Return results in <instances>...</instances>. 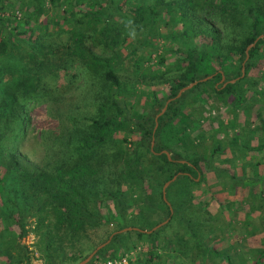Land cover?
Masks as SVG:
<instances>
[{"label":"trees","instance_id":"1","mask_svg":"<svg viewBox=\"0 0 264 264\" xmlns=\"http://www.w3.org/2000/svg\"><path fill=\"white\" fill-rule=\"evenodd\" d=\"M215 14L222 16L223 26L226 15L241 26L236 42L216 39L221 33L211 28ZM197 15L201 18L196 27L191 17ZM53 20L66 22L69 29L58 57L59 46L50 47L44 40L47 35H42ZM202 21L210 25L200 27ZM160 24L165 32L157 31ZM84 26L97 32L114 58V64L109 58L101 62L106 95L95 103L86 130H74L72 140L66 141L63 134L46 136L52 149L40 158L31 157L22 151L21 141L28 126H34L35 108L50 96L48 77L59 66L61 54L81 56ZM151 33L166 45L153 60L150 55L132 56V65L137 71H152L164 89L149 88L139 108L130 100L136 96L134 87L121 80L116 69L139 48L156 49ZM258 35L262 36L245 58L246 45ZM128 37L137 40L121 53ZM167 52L173 54L175 72L163 77L160 68L167 64ZM259 60H264V0H0V264H31L33 257L42 264H75L125 226L137 228L114 232L85 264H103L124 253H129L126 264H172L152 260L159 256L158 249L166 258L193 260L210 254L232 264L228 253L205 243L213 231H222L223 223L206 207L209 197L221 205L220 213L230 202L220 201L221 188L233 192L238 185L250 187L256 178H264L254 171L236 175L232 163L228 168L214 162L227 143L232 151L242 147L261 151L264 157V140L251 144L233 136L222 145L216 133L226 134V125L210 109H243L240 129H260L264 134V63ZM242 61L244 72L239 76ZM255 66L258 71H252ZM222 75L227 82L215 85ZM193 80L197 81L174 97ZM206 134L211 145L199 152ZM106 156L112 163L107 170ZM204 171L215 176L218 190L205 183ZM175 173L164 188L170 210L161 186ZM166 217L157 228L144 231ZM170 226L172 233L160 238ZM28 233L33 237L30 243L22 239ZM249 259V264H263L264 247Z\"/></svg>","mask_w":264,"mask_h":264},{"label":"rangeland","instance_id":"2","mask_svg":"<svg viewBox=\"0 0 264 264\" xmlns=\"http://www.w3.org/2000/svg\"><path fill=\"white\" fill-rule=\"evenodd\" d=\"M220 17L222 16H217L215 14L214 19L216 22L214 25L212 24L211 27L216 28V31H220L221 33V35H216V39L219 42H227L228 44L236 42V40L242 36L241 26L235 22L232 15L225 16V26H223V23L219 20ZM191 18L193 20L191 23L196 26L195 23L199 21L201 16L197 15V17L192 16ZM208 24L210 25L209 21H202L200 27H206ZM177 27H181V25L177 24ZM82 30L85 32V36L82 40L81 56L72 52H63L61 54L59 57V66H57L54 70L55 72L48 77V83L51 86L48 91L50 96L42 99V106L35 108V117H32V125L34 126L32 129L31 126H28V130H26L21 141L20 147L22 151H25L31 157L40 158L42 153H47V151L52 149L53 143L50 139L46 138V136L51 137L53 133L57 135L63 134V138H65L66 141L72 140L70 136L74 130H86L88 123L96 111L95 103H98L101 98L106 95L107 81L102 75L103 65H101V62H103L102 60L104 58H109L108 60L110 63L114 64V58L110 49L103 44L97 32L91 26H84ZM166 30L167 28L162 26V24H160L157 29L159 32H165ZM42 35H47L44 37V40L50 47L56 48L59 46V50L55 51L57 53L56 57H58L60 47H65V44L68 42V24L63 21L53 20V24L48 26V31L42 32ZM148 37L154 42L156 49H153L150 45L143 46L134 51L133 55L123 58L116 69L120 79L125 81L126 84H131V86L134 87L133 93H135L136 96H131L130 100L139 108L149 88L158 86L161 91L164 89V85H160L159 80L152 78V71L145 70V72H142L133 69L132 56L135 57L137 54H140V56L150 55V57H153V60L155 57L154 54L156 52L161 53L160 51L163 46L166 45L165 40L159 36H154V33L149 34ZM205 37H207L205 40L210 39L208 35L201 38L204 39ZM127 40V44H123L119 48L121 53H125L127 48L137 39L135 40L128 37ZM172 60L173 54L167 52L165 54V63L167 64H164L165 67L163 66L160 68L165 71L163 77L174 74L175 71L171 65ZM259 63H264V60H259ZM257 68L258 67L255 66L252 68V71H258ZM163 70L161 72H163ZM243 72L242 74L240 73L239 76L243 75ZM230 79L233 80L229 81ZM230 79H228V81L233 82L236 77ZM226 82L227 80L224 79V75H222L214 84L217 85L221 83V85H224ZM168 100L166 99L164 101L163 106ZM204 107L208 108L209 106L205 104ZM163 109H160L156 115L163 111ZM210 112L213 114L218 112L219 117L223 119L226 125V134L223 132L216 133V136L222 139V145L229 142L230 138L233 136H236L239 142L243 138L244 142L251 144L264 140V134L260 129H240L242 126L239 125L241 124L237 125L238 121L244 123L242 116V113H244L243 109L239 110L229 105H221L218 108H211ZM233 114L235 118L231 119ZM251 126L254 127L255 123H251L249 127ZM260 137L262 140H260ZM206 145H211V138L208 137V134L204 136L202 144L197 147L198 151L203 152ZM217 157L219 159L216 160L214 164L230 168L229 163H232L236 175L244 171V176H248L252 175L254 171V173L264 178V157H262L261 151H247L242 147L234 148V151H232L227 143L223 151L218 153ZM105 158L108 157L106 156ZM108 160L109 163L104 167L106 170L109 169L112 164L109 158ZM204 172L205 183L211 185V190H218L220 186L219 184H214L215 176L211 172ZM228 182L231 183L232 181L228 179ZM221 189L223 190L217 194L218 197H220V201L226 204V200L229 199V204L226 206L223 205L222 212L220 211L219 213L221 205L219 206L217 201H213L209 197L206 207L210 212L218 215V221L223 222L221 226L222 231H213L214 233H211L213 237H206L205 243L218 249L219 252L228 253L232 259V264H249V258L256 255V252L264 247V196H262L264 195V182L260 178H256V181H254L250 187L247 185H238L235 189L233 188L234 190L232 189L233 192H227L225 188ZM197 198L198 197L194 200H197ZM251 204L257 207L256 210L249 208ZM202 223L203 225L205 224V222ZM212 224H214V222ZM203 225L200 224L198 229L200 230V227ZM174 226L164 229L160 234V238L164 237V233L165 235L172 233ZM212 229L217 230L215 227ZM30 235L31 233H28L24 236L22 238L23 241L26 243L32 242L33 237L31 238ZM94 238L96 239L97 236H94ZM212 238L214 240H212ZM140 246L143 248L142 245ZM132 251H134V249ZM158 253H160L159 256L152 258L154 262H170L172 264H224L222 260H217L210 254L203 258L195 257L193 260H189L186 256L177 258L176 255L166 258V253L161 249H158ZM262 263L264 264V261H262Z\"/></svg>","mask_w":264,"mask_h":264},{"label":"water","instance_id":"3","mask_svg":"<svg viewBox=\"0 0 264 264\" xmlns=\"http://www.w3.org/2000/svg\"><path fill=\"white\" fill-rule=\"evenodd\" d=\"M259 36H262V35H258V36L255 37V38H254L249 44L246 45V47H245V58L247 57V50H248V48H249L250 46L253 45V43L255 42V40H256ZM240 70H241V74H242V72H243V61H242V63H241V68H240ZM209 76H210V75L204 76V77H202L201 79H206V78L209 77ZM232 80H233V79H230L229 81H232ZM196 81H197V80H193V81L187 83L186 85L180 87V88L178 89V91L176 92V94L174 95V97H177V96L181 93V91H183V90H185L186 88L190 87V86H191L192 84H194ZM168 99H169V98H168ZM168 99H167V100H168ZM164 106H165V105H164ZM164 106L161 108V110L164 108ZM175 176H176V173L173 174L169 179L165 180V181L163 182V184H162V187H161V190H162V198H163L165 201H166V199H165V196H164V188H165V186H166L171 180H173V179L175 178ZM166 203L168 204L167 201H166ZM169 208H170V207H169ZM170 210H171V208H170ZM166 220H167V218H164V219H162L161 221H159L158 223H156L155 225H153L150 229H147V230L144 229V231H148V232H149V231L155 229L156 227H158L159 225L163 224ZM132 228L135 229V228H137V227H134V226H126V227H122V228H120V229H118V230L113 231L112 233H110V234L108 235V237H107L104 241L98 243L95 247H93V248L91 249V251H89V252H88L83 258H81V259H80L79 261H77L75 264H85V263H86V262L92 257V255L95 253V251H96L97 249H99V248L102 247L105 243L108 242V240L110 239L111 235H112L114 232L125 231V230L132 229Z\"/></svg>","mask_w":264,"mask_h":264},{"label":"built area","instance_id":"4","mask_svg":"<svg viewBox=\"0 0 264 264\" xmlns=\"http://www.w3.org/2000/svg\"><path fill=\"white\" fill-rule=\"evenodd\" d=\"M129 258V253H124L118 257L109 258L103 264H126Z\"/></svg>","mask_w":264,"mask_h":264},{"label":"crops","instance_id":"5","mask_svg":"<svg viewBox=\"0 0 264 264\" xmlns=\"http://www.w3.org/2000/svg\"><path fill=\"white\" fill-rule=\"evenodd\" d=\"M30 237L32 238V234L30 235ZM30 262H31V264H42L41 259L40 258H36V257L31 258Z\"/></svg>","mask_w":264,"mask_h":264}]
</instances>
